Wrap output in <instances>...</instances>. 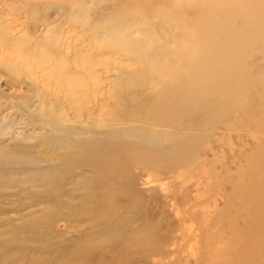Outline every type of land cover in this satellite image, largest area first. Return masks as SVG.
<instances>
[{"label":"rangeland","instance_id":"rangeland-1","mask_svg":"<svg viewBox=\"0 0 264 264\" xmlns=\"http://www.w3.org/2000/svg\"><path fill=\"white\" fill-rule=\"evenodd\" d=\"M227 1L0 0V264H264V41Z\"/></svg>","mask_w":264,"mask_h":264},{"label":"bare ground","instance_id":"bare-ground-1","mask_svg":"<svg viewBox=\"0 0 264 264\" xmlns=\"http://www.w3.org/2000/svg\"><path fill=\"white\" fill-rule=\"evenodd\" d=\"M253 0H238V2H234L233 0H229V1H227V4H224V7L225 8H228L229 10H231L230 8H233V9H235V10H238L239 8H240V6H245V5H250L251 6V9H253V12H254V14H255V16H256V19H255V22H254V24L257 26V29H262V32L260 33V35H262L260 38H259V40H260V42H263L264 41V10L262 9V7H261V3H260V0L258 1V5L257 4H253V3H251ZM214 5H216V6H219V4L218 3H215L214 2ZM220 9L222 8V7H219ZM222 11V10H221ZM223 12V11H222ZM219 15V14H218ZM240 29V28H239ZM241 30V29H240ZM242 32H244L243 30H242ZM251 39V38H250ZM253 40V37H252V39H251V41ZM148 46V45H147ZM207 55V54H206ZM204 57V56H203ZM208 56H206V58H207ZM217 61V60H216ZM181 62V61H180ZM208 65V64H207ZM208 69V68H207ZM195 70V69H194ZM194 70H193V72H194ZM192 75H193V73H192ZM184 76V75H183ZM186 76V75H185ZM188 76V75H187ZM170 77V76H169ZM257 78V77H256ZM175 80H177V79H175ZM174 80V81H175ZM183 80V79H182ZM225 80V79H224ZM248 80V79H247ZM181 80H179L178 81V83L180 82ZM197 82H198V80H196ZM206 81V80H205ZM252 81V80H251ZM254 81V80H253ZM252 81V82H253ZM190 82V81H189ZM173 83V82H172ZM183 83V82H182ZM187 83V82H186ZM185 84V83H184ZM201 84V83H200ZM250 84V83H249ZM166 85V84H165ZM174 85H175V83H174ZM179 85H180V83H179ZM208 85H209V83H208ZM215 85V84H214ZM195 86V85H194ZM182 87H183V85H182ZM193 87V86H192ZM204 87H206V86H204ZM171 88V87H170ZM191 88V87H190ZM198 88V87H197ZM201 88V87H200ZM241 88V87H240ZM246 89V88H245ZM244 89V90H245ZM174 90H176V89H174ZM187 90V89H186ZM204 90V89H203ZM210 90V89H209ZM209 90H207V92H209ZM215 90V89H214ZM179 91V90H178ZM177 91V92H178ZM181 91H182V89H181ZM180 91V92H181ZM196 91V90H195ZM242 91V90H241ZM155 92V91H154ZM162 92V91H161ZM205 92V91H204ZM203 92V93H204ZM202 93V92H201ZM158 94V93H157ZM168 94H169V92H168ZM177 94V93H176ZM183 95H185V97H186V93H182ZM193 94V93H192ZM183 95H180L181 97H183ZM187 95H191V94H187ZM203 95V94H202ZM173 96V95H172ZM171 96V97H172ZM193 96V95H192ZM196 96H198V95H196ZM204 96H205V94H204ZM207 96V95H206ZM176 97V96H175ZM178 98H179V96H177ZM200 96H198V98H199ZM227 97V96H226ZM189 98V97H188ZM188 98H186L187 100H188ZM202 98H203V96H202ZM165 100H166V98H164ZM185 98H182V100H183V102H185L186 103V99L184 100ZM191 99V98H190ZM189 99V100H190ZM164 100V102L166 103V101ZM182 100H181V102H178V101H180V100H177V102L179 103V104H182L183 102H182ZM169 101V100H168ZM167 101V102H168ZM175 101V100H174ZM190 101H192V99L190 100ZM189 101V102H190ZM198 101V100H197ZM161 102V101H160ZM177 102H176V104H177ZM164 103V104H165ZM191 103V105H192V103H194V98H193V102H190ZM190 103H188L187 105H184V103H183V105H181V107L182 106H185L182 110H186V109H188V105L190 104ZM208 103V102H207ZM156 104H157V102H156ZM156 104H154L155 105V107H153V108H157L156 107ZM175 103H174V105H176ZM209 104V103H208ZM154 105H152V106H154ZM162 107H163V105H162V103L160 104ZM196 105V104H195ZM198 105V104H197ZM166 106H168V105H165V108H166ZM207 106V105H206ZM160 107V106H159ZM158 107V108H159ZM171 107H173V106H171ZM178 106H176V108H177ZM199 107V106H198ZM208 107V106H207ZM206 107V108H207ZM151 109V110H153L154 111V109ZM169 108V107H168ZM194 108V107H193ZM202 108V107H201ZM196 109H197V107H196ZM149 110H150V108H149ZM171 110V109H170ZM192 110V109H191ZM201 110V109H200ZM159 111H160V109H159ZM187 111V110H186ZM190 111V110H189ZM194 111V110H193ZM163 112V111H162ZM165 112V111H164ZM170 112V111H169ZM175 112V111H174ZM176 112H177V109H176ZM178 112H179V110H178ZM188 112V111H187ZM146 113H147V111H146ZM179 113H181V112H179ZM184 112H182V114H183ZM191 113V112H190ZM156 114H157V111H156ZM156 114H154V115H156ZM158 114H159V112H158ZM186 114V113H185ZM188 114V113H187ZM169 115H172V114H169ZM174 115H175V113H174ZM145 116V115H144ZM176 116V115H175ZM186 116V115H185ZM155 117V116H154ZM167 117H165V119H166ZM171 118V117H170ZM185 118V117H184ZM183 118V119H184ZM169 119V118H168ZM167 120V119H166ZM170 120V119H169ZM46 123V122H45ZM49 126V125H48ZM71 134V133H70ZM188 143H190V142H188ZM188 145V144H187ZM191 145H192V143H191ZM192 147V146H191ZM186 151V150H185ZM190 151H192V150H190ZM194 151V150H193ZM189 154V153H188ZM182 155V154H181ZM184 155V154H183ZM169 159H171L170 157H169ZM168 159V160H169ZM153 160H155L154 159V157H153ZM166 160V159H165ZM181 160V159H180ZM167 161V160H166ZM151 162V161H150ZM156 162V161H155ZM165 162V161H164ZM170 162V161H169ZM161 163H162V161H161ZM168 163V162H167ZM136 164V163H135ZM141 165V164H140ZM143 165V164H142ZM152 165V164H151ZM160 165V164H159ZM162 165H163V163H162ZM175 165V164H174ZM152 166H154V165H152ZM157 167H159V166H157ZM144 169V168H143ZM256 172H257V170H256ZM252 173V172H251ZM253 180V179H252ZM253 193V192H252ZM238 194V193H237ZM253 195H255V193L253 194ZM252 194L250 195L251 197L253 196ZM257 195V194H256ZM236 197V196H235ZM256 197V196H255ZM246 212V211H245ZM239 215H242V212H241V214H239ZM243 216V215H242ZM247 218V217H246ZM209 219V218H208ZM245 219V218H244ZM249 221V220H248ZM246 222H247V220H246ZM230 223H232V222H230ZM211 224V223H210ZM246 224V223H245ZM222 226V225H221ZM231 226H233V224L231 225ZM244 226V225H243ZM259 226V225H258ZM223 228V227H222ZM229 228V227H228ZM234 228V226L233 227H231V230ZM227 230V229H226ZM219 231H220V229H219ZM234 231V230H233ZM237 232V231H236ZM225 234V233H224ZM235 237V236H234ZM211 260V259H210ZM203 263H205V262H203ZM202 263V264H203Z\"/></svg>","mask_w":264,"mask_h":264}]
</instances>
